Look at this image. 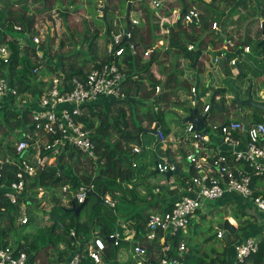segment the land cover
<instances>
[{
  "label": "trees",
  "instance_id": "1",
  "mask_svg": "<svg viewBox=\"0 0 264 264\" xmlns=\"http://www.w3.org/2000/svg\"><path fill=\"white\" fill-rule=\"evenodd\" d=\"M23 1L24 3L21 1L8 2L4 7H0V45L7 43L10 52L7 62H4L0 58V78H6L11 85L18 84V88L21 91L30 90L34 96V102L33 104L25 106H17L13 102L14 99H12L6 102L5 105H0V129L2 128L3 130L0 138V151L4 153L11 152L9 141L11 140V136L19 137L20 133L24 130L30 129L31 121L29 113L34 107L35 100L38 99L40 87L43 84L36 81L35 75L33 74V69L40 64L36 60L35 43L26 35L27 33L35 32L33 27L34 14L29 16L27 13L29 12L28 10H31L29 7L31 4H41V9H36L38 13L50 10V7L46 5L47 0H29V4L26 3V0ZM75 1L70 0L68 5L74 6ZM109 1L110 4L105 18H99L104 24L108 35L114 30V27L108 19L107 13L116 8V4L112 3L114 0ZM116 1L117 3L118 1L122 2V0ZM123 2L125 4L130 2L129 12L132 10L142 12L144 28L130 25L128 21H124L125 28H131L132 35L130 39L121 42L123 53L117 58V61L119 64H122L125 73L123 85L130 83L124 89L126 96L119 99L105 96L98 97L95 101L84 105L83 115L78 118L86 129L91 130L95 145L96 157L94 160L89 161L92 165L90 172L79 173L78 166L81 163L82 154L73 147L64 148L56 156L55 162L47 167V170L38 172L35 176L29 178L26 183V189L31 193L29 200L33 203L37 211L39 209L37 202L40 200L36 195L39 189L46 191L48 198L46 196L42 198L44 201L50 203L47 208L42 210L44 214L48 215L50 220L49 225L41 232V240H45L44 244L40 245L35 239L30 240L27 234H21V230L33 220L32 212L29 214L28 223L19 224L18 227L16 219L19 215V207L9 203L0 194V247L10 246L15 249L16 253L18 251H24L29 255L30 262L41 258V264H53L69 257L71 253L78 250L80 253H83L80 264H94L84 250L89 239L92 237L91 233L99 231L102 237H108L114 230L122 232L118 223L119 221H133L134 235L132 244L134 245L136 241L143 244L150 263L153 264L154 261L156 264L163 257V254L160 253L159 234H157V238L150 242L144 239L143 235L146 232V222L149 211L151 210V200L147 201V197L140 198L133 187L128 188L126 186L133 179L134 169H131L129 166L126 167L125 164H130L131 162V157L128 154H134L131 145L136 142L137 138L135 133L139 126L143 127L144 121L147 123L146 127H150L155 123V125L162 128L164 134L168 133L163 112L171 106V103H165L166 100L161 95L163 93H160L158 97L152 99V104L146 105L143 100L146 97L151 98L155 85L158 84L153 79L151 68L153 64L157 65L159 63V51H157L158 48L154 49L147 57H144L143 53L147 47L152 46L155 40L160 37L159 16H169L172 8L171 5H166L163 8L155 10L148 5L146 0H141L136 7L134 6L133 0H123ZM220 2L225 3L229 9L226 16L231 17L235 14H239V16L243 14L241 11L245 8L247 0H209L208 2L198 0L200 9L203 12L200 15L198 23L193 21L184 25L181 20H178L171 26L165 25L168 28L169 48L175 46L184 52L188 51L189 56L194 60L196 50H188V42L196 43L200 49L211 38H216L217 41L221 42L222 37L218 34L214 35V29L211 27L212 22L218 20L221 16V12L218 9ZM14 3L20 5L14 9ZM79 9L81 10L83 8L80 7ZM68 14L66 10L61 11L64 19L67 18ZM255 14L253 13L252 16H255ZM261 16L264 17V10L261 11ZM15 25H19L21 30H15ZM86 28L88 30L87 26ZM20 39H23L24 42L22 46L19 43ZM90 41L92 42V40ZM245 42V44H248L250 40ZM130 43L135 48L134 54L131 51ZM60 44L62 46L64 43L61 42ZM83 52L81 50L77 51L80 54ZM226 58L228 60L230 59L228 56ZM88 60L91 61V59ZM110 61L111 58L105 57L101 62L93 63L92 67H99L102 63ZM84 64L85 62L81 63L82 66ZM82 66L76 67L75 63L71 61L66 71L60 66L56 68L49 66V69L53 72L57 68L60 69L68 79L72 75L84 76ZM41 75H45V72L42 70ZM134 76L135 79L133 78ZM145 81H147L146 85L144 84ZM218 91L221 92L222 90ZM149 94L151 95L149 96ZM166 95L167 93L164 94V96ZM153 104H157V111H154ZM138 107L145 108L144 112H139ZM253 109L258 112L262 111L260 109ZM256 121L264 123V118H258ZM129 122L132 124L133 131L129 128ZM115 136L117 138L111 140ZM174 175L178 178L179 184L184 187L188 179L184 178L179 180V177L183 176V172L180 171V173ZM81 182L93 184V191L95 193H104V195L108 193L112 199L116 200L117 202L114 207L106 205L109 210L111 209L113 211L110 210V214L100 215L99 207L101 203L95 204L97 199L94 195H90L87 199L88 202L89 198L92 197L94 203L91 207V213L88 216L85 215L84 219L81 217V211L83 209L76 215L71 210V207L61 205L60 199L56 195L57 190L65 183H69L72 189H76ZM168 192L172 191L169 190ZM149 193L150 198L158 195V193L154 194L151 190ZM158 196H160V193ZM170 206H165L162 211L169 210ZM228 216H232L237 221L242 220L237 226L238 232L253 230V227L256 225H260L261 228L259 231L260 235H257L258 249L256 253L250 254L243 262L237 264H264V242L262 240L264 235V220L258 217V214L247 210V208H237L236 213L228 214ZM247 216H250L254 222L259 224H253L251 222L252 220ZM71 231L74 232V236L70 234ZM193 231L194 236L200 234L196 230ZM238 232L228 235L225 239L226 246L221 250L208 245L206 247L207 249L201 250L198 248L199 245L195 243L192 246H185L184 250L179 251L180 236H176L170 241V249L167 251L166 257L168 259H176L178 264H234L235 252L232 250L233 257L231 260L228 249L232 244L234 249L235 242L242 241ZM45 234L46 237H44ZM232 236L233 239H231ZM212 238L213 236L210 235L203 238L202 241L204 244H208ZM77 242L79 245H77ZM104 242L105 248L102 254L103 264H116L112 261L117 248L126 242L121 241L116 246H113L105 240ZM61 245L63 246L62 248H60ZM49 249L51 251L47 253L46 250Z\"/></svg>",
  "mask_w": 264,
  "mask_h": 264
},
{
  "label": "built area",
  "instance_id": "2",
  "mask_svg": "<svg viewBox=\"0 0 264 264\" xmlns=\"http://www.w3.org/2000/svg\"><path fill=\"white\" fill-rule=\"evenodd\" d=\"M148 2L151 8L158 10L162 0H148ZM104 5L105 0L97 3L98 18H105ZM199 16V11L194 7L182 14L180 10H176L170 18L159 16L160 37L152 46L146 48L143 56L147 57L154 49L163 46L165 41L169 42L168 29L162 27L164 22L172 25L175 21L181 20L182 24L186 25L198 21ZM113 18L114 30L111 32L105 51L106 57L111 58V61L102 63L99 67H91L84 72V76L72 75L68 79L58 68L52 74L36 77L38 67L44 65L41 59L48 57V53L42 44L41 35L36 30L34 33L26 34L35 43L36 60L40 64L33 69V74L36 81L43 84L40 87L38 99L35 100L34 107L29 113L30 129L24 130L19 137L11 136L10 139L13 138V141L9 140L10 153L0 151V194L9 203L19 207L17 219L21 225L28 223L33 205L29 200L31 193L26 189V183L38 172L47 170L64 148L73 147L82 154L81 163L78 166L79 173L90 172L92 165L89 161L94 160L96 155L91 130L86 129L78 120L83 115L84 105L101 96L115 99L126 96L123 85L125 73L117 58L123 53L121 42L130 39L132 32L131 28L127 29L124 26L126 14L121 16L114 14ZM260 21L261 26H264V17ZM128 23L137 26L140 22L129 15ZM211 27L217 29V22L213 21ZM14 29L20 31L21 27L15 25ZM19 43L22 46L23 39H20ZM130 48L134 54L135 48L131 43ZM187 49L193 50L194 46L188 44ZM244 49L248 51L249 47L246 46ZM9 54L7 43L1 44L0 58L7 62ZM229 62L234 65L235 59ZM154 89L159 92L160 87L156 85ZM191 93L189 103L193 107L197 102L194 87ZM12 99L17 106L34 102V96L30 90L21 91L18 84L11 85L6 78H0V105H5ZM157 109L156 105L154 110ZM209 109L210 105H205L202 116L208 113ZM153 127L156 128L155 134L159 141L164 142L166 135L157 126ZM207 129L208 133L203 134L201 131L193 130L190 123H186L185 132L188 138H191V150L185 151L184 155L190 168V177L185 182L183 193L170 204L169 210L150 212L148 215L146 232L143 236L145 241L150 242L157 238V234L160 235L158 240L163 257L160 258L159 264H178L176 259L166 257L171 239L180 236L189 226L191 217L201 208H206L212 200H218L225 195L238 194L249 199L256 210L264 212V123L259 121L245 123L239 119H231L221 123L211 122ZM210 132L218 134L226 147L225 150L215 152L211 148ZM132 151L138 154L141 149L133 145ZM167 158L155 161V167H153L155 172L163 174L178 168L174 160ZM129 167L137 169L138 165L136 161L131 160ZM136 176L133 173V178L136 179ZM139 176L142 177L144 174ZM88 191H93V184L81 182L76 189H72L69 183H65L57 190L56 195L61 205L72 208L83 202ZM158 191L159 188L156 187L155 192ZM44 192L46 191L39 189L36 195L40 200L38 204L44 201L43 196L47 197V193L44 194ZM116 202L103 193L102 203L114 207ZM118 223L122 232L114 230L108 235L112 239L110 243L113 246L120 244L123 239H133L134 235V231L128 227V222L119 221ZM97 233V231L93 233L84 250L94 264H103L105 239ZM70 234L74 236L73 231ZM223 235L224 230L216 228L214 236L218 241L217 245L224 242ZM262 240L264 242V235ZM77 245H79L78 242ZM62 247L61 245L60 248ZM184 249L185 244L180 241L178 250ZM257 249L258 239L247 238L235 243L234 264L243 262L250 254L256 253ZM145 256H147L145 247L136 241L132 246V257L144 260ZM82 258L83 253L77 250L69 257L53 264H80ZM0 264L38 263L30 262L29 255L24 251L16 253L14 248L3 246L0 247Z\"/></svg>",
  "mask_w": 264,
  "mask_h": 264
},
{
  "label": "crops",
  "instance_id": "3",
  "mask_svg": "<svg viewBox=\"0 0 264 264\" xmlns=\"http://www.w3.org/2000/svg\"><path fill=\"white\" fill-rule=\"evenodd\" d=\"M97 1H101V0H97ZM146 1L148 2V0ZM166 1L167 0H162L160 8L166 6L165 5ZM204 1L208 2L209 0H204ZM139 2H141V0H133L134 6L136 7L139 4ZM82 7L84 8V5H82ZM192 7L196 8L199 11L200 15L203 14L202 10L200 9L198 0H176V4L171 6L172 9L170 10V15L164 17L170 18L171 15L176 10L181 11L184 9L186 11ZM218 9L219 12H221L220 13L221 16L219 17L218 20H216L217 29L213 30V34L220 35L222 37V41L219 42L217 41L216 38H211L205 43L204 47L201 49L197 47L196 43L188 42V44L194 46V51L200 50V55L194 68L191 66L193 60L189 56L188 51L184 52L179 47H175V46L169 48V45L168 47L166 46L158 47L157 51H159L158 54L159 63H157V65L156 64L152 65L151 73L153 75V79L156 81V83H158L156 85L160 87V90L159 92H156L154 89L152 92L153 94L152 95L149 94V96L151 95V98L146 97V99H143L146 105L152 104L153 101L152 99H155L156 97H158L160 93H163L161 95L166 100V101L164 100L165 103L168 104L171 103V106H169V108H166L165 111L168 110L169 113H178L180 116L185 117L188 114V109H186L184 105L189 104V106L191 107L189 103V99H190V95L192 94L191 89L194 87L195 93L200 94L206 91L205 96H203L202 98L199 99V101L196 102V106H198L199 116H202L201 113L203 107L207 104L210 105L209 100L212 93L215 94L213 101L214 106L212 108L210 107L207 113V118L204 122L206 128H209L211 122L221 123L231 119H239L245 123H249L256 121V119L258 118H264V111L263 112L254 111V109L250 106H244L241 107L240 109H237L236 103L230 102L231 99L230 97L233 96V90L228 82V80L231 79L235 84H238L240 78H244L245 83L252 81L255 87L261 85L263 87L262 91H264V44L261 43L262 31H261V21H260L261 18L263 17L261 16V11L264 10V0H247L245 8L241 11V13H243L241 16H239V14H235L231 17H227L226 13L229 11V9L223 2H220L218 4ZM118 13L119 11H117L115 15ZM125 13H127V7ZM138 13L140 15V20L143 24L144 21L142 18L141 11L132 10L131 12H129V15H136ZM253 13H256L255 16H252ZM121 15L122 14H120L119 16ZM195 22L198 23L199 20ZM138 25H140V23L137 24V26ZM165 25H170V24L164 22L162 27L167 28ZM160 30L161 29L159 27V33ZM108 38L109 37H107V39ZM249 40L250 42H248V44H245L246 43L245 41H249ZM107 41H109V39ZM246 46L249 47L248 51L244 49ZM227 56L230 57L229 60L228 58L225 59V57ZM231 59H235L234 65L230 64L229 61ZM223 60L224 62H222ZM133 78L135 79V76ZM129 84L130 83L124 84V88L126 89L129 86ZM144 84L146 85L147 81H145ZM218 90H222V91L219 92ZM165 93H167L166 96H164ZM156 105L157 104H153V109ZM138 111L140 112L139 109ZM173 117L174 119H172L171 121H167L166 119H164L165 126L168 129V133L165 134L166 135L165 141L168 144H165L162 141L155 139L157 137L156 134L151 133V135L149 134V136L152 137L154 141V145L159 146L161 150V156L156 157V160H159L160 158L161 159L167 158L168 156L167 159L174 160L177 164L178 170L183 172L182 163H180L178 160V154H180V151L178 149L177 144L183 147V145L188 142V135L185 132L186 122H183L182 120L177 121L174 115ZM245 118L248 120H245ZM146 126L147 123L146 121H144L143 122V129H145L144 131H148L149 129L153 128V126H157V125L153 123L150 127H146ZM158 128L162 130L161 127ZM209 141L211 148L215 152L226 149L225 145L221 142L220 137L216 133H212V132L209 133ZM141 153L142 152L140 151V153L138 154ZM187 170L188 172H190V168L188 164H187ZM130 181H131L129 182L130 184L128 183L126 185L128 188L133 187V189L140 198L147 197L148 198L147 201L151 200L150 202L151 210L149 211V213L162 211L165 206L170 205L176 198H178V196H180L183 193V186L179 184L178 178H172L171 176L166 177V180H159L158 184H152L154 179L152 180H150L149 178L145 179V176L140 177L139 175L136 176V179L133 178ZM165 183H168V188L166 189L161 188L160 185H163ZM156 187L159 188L158 192H155ZM150 190L154 194L158 193L159 195L160 193V196L157 195L155 197L150 198V193H149ZM169 190H171L172 192H168ZM218 200L221 201L219 203V206L222 209L223 208L230 209L233 207L244 209L252 204L249 199L238 194L225 195L224 197ZM206 209L208 210L209 213L213 211V209L211 208L206 207ZM258 215H259L258 217L264 220V213L259 211ZM247 217L250 218V216ZM45 218L46 217H44V219ZM230 218L233 220L231 221ZM244 218L246 219V217ZM226 219H228V221L231 222V224L233 225L235 224L234 221L236 220L232 216H228V214H226ZM126 222H128L127 223L128 227L132 231H134V228L132 226L133 221H126ZM260 229H261L260 225H256L253 227V230L238 232L236 227V232L239 233L240 238L243 241L244 239L247 238L257 239V237L260 235L259 234ZM97 232L99 233V231ZM199 235H202V238H204L203 233H200ZM199 235L194 236V231H191L189 227L188 231H186L185 229L183 233L180 234L179 238L180 241L184 243L185 246L187 245L188 247L194 245L197 242L200 243L201 240H203L199 237ZM231 239H233V236L231 237ZM122 241L126 242L122 244H129L131 246L129 247L127 253H123L122 251H116L115 257L112 261L113 263L115 262L117 264L119 262V259L120 260L124 259L123 261H125L126 264H138V263L152 264L149 262V258H147V256L144 257V260H142L143 258L139 259L132 257V246H133L132 239L130 238L128 240L123 239ZM207 245H209V243L204 244V246L202 245L201 247L199 246L198 248L201 250L203 249L205 250L207 249L206 248ZM224 246H226L225 240L221 245L219 246L215 245L214 247H216V249L218 250H221ZM232 250H234L233 244L228 249L231 260L233 257ZM40 260L41 258L36 259V262L38 264H41ZM153 264H155L154 261ZM156 264H159V262Z\"/></svg>",
  "mask_w": 264,
  "mask_h": 264
},
{
  "label": "rangeland",
  "instance_id": "4",
  "mask_svg": "<svg viewBox=\"0 0 264 264\" xmlns=\"http://www.w3.org/2000/svg\"><path fill=\"white\" fill-rule=\"evenodd\" d=\"M18 1L24 3L23 0H0V7L1 8L4 7L8 2H18ZM99 2L100 1L97 0H76L75 5L70 6V4L68 5V3H70V0H63V2L62 0H47L46 5L50 7V10L43 11L41 13L36 12V9H41L42 7L41 4L35 3L29 6L31 10H28L29 12L27 13V15L30 16L31 14H34L33 27L41 35L42 44L44 45V48H46L48 53V57H43L41 59V62L44 65L38 67V73L36 74L37 78L41 76V70L45 72V75L54 73L52 70L49 69V66H53L54 68L55 66L56 67L60 66L63 67V70L66 71L67 70L66 68L71 61L75 63L76 67L82 66L81 63L85 62V64L82 67H83V72H86L92 67L93 63L101 62L106 57L105 55L106 45L109 42L107 40L110 38L111 33L110 35L106 33L104 24L97 17L98 14L96 9H97V3ZM26 3L29 4V0H26ZM112 3L116 4V8L114 10H110L107 13V17L111 22H113V19L115 18V17L113 18V16L117 11H119L117 15L126 14L125 12L127 7V4H125L123 0L122 2L118 1V3L116 0H114ZM165 3H166L165 5L173 6L176 4V0H167ZM19 5L20 4L18 3L17 4L14 3V9H16ZM82 5H84V8L82 7ZM80 7L83 9L80 10L79 9ZM63 10H66L69 13L67 18L65 19L61 15V11ZM130 16L137 19L140 22V25H138L139 28H144V22L142 24L139 13ZM85 25L88 27V30ZM107 37L109 38L107 39ZM90 40H92V42ZM61 42L64 43L62 46L60 44ZM88 44H89V48H88ZM168 45L169 42L167 43V41H165L163 47L165 46L168 47ZM80 50L84 52L81 54L77 53V51ZM88 59H91V61H89ZM138 109L140 110L141 113L144 112L145 110V108L142 107H138ZM163 116L164 119H166L167 121H171L172 119H174L172 113H169L168 110L163 112ZM245 120L248 119L245 118ZM131 126L132 124L129 122V128L133 131V128ZM142 128L143 127L139 126L137 128V132L135 133V135H137L138 132L140 131L139 132L140 144L138 142V139L136 142L133 143L140 147L142 153L138 155L129 153L128 155L131 157V160L136 161L138 165V168L134 169L133 171L136 175L144 174L145 179L148 178L150 180L154 179L152 184H158L159 180H166V177L162 173L155 172V169L153 168L155 167L156 157L161 156V150L159 146L154 145V141L152 137L149 136V134L151 135V132L141 130ZM2 132L3 130L1 128L0 138ZM116 138L117 136L113 137L111 140H115ZM12 141L13 138L11 139V142ZM163 143L168 144L166 141H164ZM177 146L180 151V154H178V160L180 163H182V170H183V176L179 177V180H182L184 178L190 177V174L187 170V162L185 161V155L183 153L185 151L191 150V138H188V144L185 143L183 147L180 146L179 144H177ZM132 147L133 145H131V149ZM125 166L128 167L129 164L126 163ZM171 177L177 178L176 175L174 174ZM160 186L161 188L166 189L168 188V183H165ZM45 193L46 192H44V194ZM220 202H221L220 200H212L209 203L207 207L213 209V211L210 213L205 207L198 210V212H196L191 217L190 225L186 227V231H188L190 227L191 231L196 230L199 233H203L204 238L212 235L213 238L208 245L211 247H214L218 243V241L215 239L214 236L216 228L213 227V222L221 221L226 218V214H232L234 212L236 213L237 211V208L234 207L230 209H224V208L222 209L219 206ZM93 203H94L93 198L90 197L87 204H85V206L82 208L83 209L81 211L82 219L85 218V215L88 216L89 213H91L92 211L91 207ZM49 205L50 203H48L47 201L40 202L38 205L39 208L38 211L36 210L34 205H32L31 210H32L33 220L29 222L27 226H25L21 230V234H27L30 240L35 239L36 241L39 242L40 245L44 244L45 241V240H41L42 239L41 232L45 230L46 226H48L50 223V220L48 219V215L44 214L42 210L47 208ZM110 210L107 208L106 205L101 203L99 207L100 215L103 216L106 213L110 214ZM247 210L255 214H259L258 210H256L255 207H252V204L247 207ZM44 217L46 218L44 219ZM230 220L232 221L233 219L230 218ZM240 221L242 222V220L234 221L235 222L234 225L237 227ZM251 222L253 224H259L257 222H254L253 220ZM16 224L19 227L20 223L18 219H16ZM92 235L93 233H91V236ZM44 237H46V234L44 235ZM199 237L203 239L202 235H199ZM198 245L200 247L202 245L204 246L203 241L201 240V242ZM130 246L131 245L129 244H121L117 248V251H122L123 253H127ZM46 251L47 253H49V251L51 250L49 249ZM123 260L119 259V262L117 264H122V263L126 264V262Z\"/></svg>",
  "mask_w": 264,
  "mask_h": 264
},
{
  "label": "water",
  "instance_id": "5",
  "mask_svg": "<svg viewBox=\"0 0 264 264\" xmlns=\"http://www.w3.org/2000/svg\"><path fill=\"white\" fill-rule=\"evenodd\" d=\"M130 2H128L127 4V13H126V20L128 21L129 18V4ZM108 6H109V0H105V5L103 7V13L104 15L106 14V11L108 10ZM185 10H181V14L184 13ZM261 31H262V41L261 43L264 44V26H261ZM200 55V50H196L195 52V57L194 60L191 64V66L194 68L196 65V62L199 58ZM224 62V60L222 61ZM198 81V80H197ZM230 86L232 87L233 90V96L230 97V102H234L236 103V107L237 109H240L241 107L244 106H250L252 108L255 109H260L262 111H264V91H262L263 87L261 85H259L258 87H255L253 82H247L245 83V79L244 78H240L239 83L235 84L231 79L228 80ZM245 92V93H244ZM206 91L198 94L196 93L195 99L196 101H199L200 98H202L203 96H205ZM244 94V97H243ZM214 97L215 94L212 93V95L210 96V107L212 108L214 106L213 101H214ZM225 102V101H224ZM229 102V101H228ZM184 107L186 109H188V114L185 117L180 116L178 113H172L177 121H183L186 123H190L193 126V130H197V131H201L203 134H207L208 133V129L205 128L204 122L207 118V113L204 114L203 116H199L198 115V106H193L190 107L189 104H185ZM141 130H145V129H141ZM148 131H150L151 133L155 134L156 132V128H151ZM140 132V131H139ZM139 132L136 135V138L139 141ZM157 140H159L156 137ZM156 161V159H155ZM157 172V171H156ZM180 171L178 170V168H176L175 170H169L165 173H163L164 176L166 177H170L173 174L179 173ZM90 195H94L96 197V203H102V194H97L94 191H88L86 193V197L83 200L82 203H80L77 206H73L71 208V210L77 215L79 214V212L82 210V208L85 206L87 199ZM53 217V216H51ZM55 221V219H54ZM213 227L217 228V229H223L224 230V235H223V239H226L228 237V235L233 234L236 232V227L231 224L228 219H223L222 221H216L213 222ZM97 235L102 236L101 233H97ZM105 241L107 242H112V239L109 237H104ZM245 240V239H244Z\"/></svg>",
  "mask_w": 264,
  "mask_h": 264
},
{
  "label": "bare ground",
  "instance_id": "6",
  "mask_svg": "<svg viewBox=\"0 0 264 264\" xmlns=\"http://www.w3.org/2000/svg\"><path fill=\"white\" fill-rule=\"evenodd\" d=\"M231 223V222H230Z\"/></svg>",
  "mask_w": 264,
  "mask_h": 264
}]
</instances>
